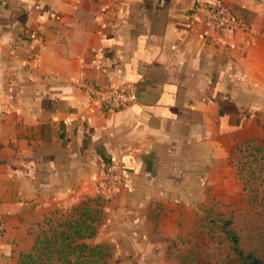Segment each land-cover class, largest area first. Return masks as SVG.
Instances as JSON below:
<instances>
[{"label":"crops","instance_id":"obj_1","mask_svg":"<svg viewBox=\"0 0 264 264\" xmlns=\"http://www.w3.org/2000/svg\"><path fill=\"white\" fill-rule=\"evenodd\" d=\"M214 1L0 0V264L87 201L108 264H166L206 205L239 202L233 157L264 146V0H222L248 31L190 23ZM81 82L136 100L112 112ZM110 159L125 183L98 204Z\"/></svg>","mask_w":264,"mask_h":264},{"label":"rangeland","instance_id":"obj_2","mask_svg":"<svg viewBox=\"0 0 264 264\" xmlns=\"http://www.w3.org/2000/svg\"><path fill=\"white\" fill-rule=\"evenodd\" d=\"M258 149L239 152L232 160L239 202L206 205L190 235L173 244L166 264H237L227 232L243 250L264 258V146Z\"/></svg>","mask_w":264,"mask_h":264},{"label":"trees","instance_id":"obj_3","mask_svg":"<svg viewBox=\"0 0 264 264\" xmlns=\"http://www.w3.org/2000/svg\"><path fill=\"white\" fill-rule=\"evenodd\" d=\"M258 147L246 144L235 155L247 149L259 150ZM100 200L96 198L95 202L102 204ZM100 220L101 210L90 206L88 201L65 217L57 213L49 215L36 228L33 246L20 255L17 264H108L109 250L104 246H90L87 243L94 234L95 224ZM227 237L237 264H264V258L243 250L235 235L231 236L227 232Z\"/></svg>","mask_w":264,"mask_h":264},{"label":"built area","instance_id":"obj_4","mask_svg":"<svg viewBox=\"0 0 264 264\" xmlns=\"http://www.w3.org/2000/svg\"><path fill=\"white\" fill-rule=\"evenodd\" d=\"M214 28L244 30L248 31V23L235 14V12L223 4L222 0H215L211 4H202L195 8L190 23H195L198 16ZM86 94L91 102L97 103L109 111L115 112L127 108L135 102V91L133 84L124 82L116 87L100 88L91 83L77 84ZM68 122L72 119L68 118ZM126 175L122 164L110 159L103 163L94 177V190L97 198L109 200L117 196L124 186ZM7 225L0 220V235L5 233Z\"/></svg>","mask_w":264,"mask_h":264}]
</instances>
